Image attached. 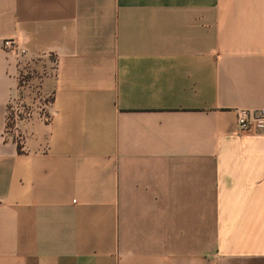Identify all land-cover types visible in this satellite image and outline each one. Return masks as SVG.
I'll use <instances>...</instances> for the list:
<instances>
[{"label":"crops","instance_id":"obj_1","mask_svg":"<svg viewBox=\"0 0 264 264\" xmlns=\"http://www.w3.org/2000/svg\"><path fill=\"white\" fill-rule=\"evenodd\" d=\"M25 62L47 102L8 132ZM242 110L264 111V0H0V264H264Z\"/></svg>","mask_w":264,"mask_h":264},{"label":"built area","instance_id":"obj_2","mask_svg":"<svg viewBox=\"0 0 264 264\" xmlns=\"http://www.w3.org/2000/svg\"><path fill=\"white\" fill-rule=\"evenodd\" d=\"M3 45L7 51L15 55L22 56L25 54V50L19 47L15 39H5ZM44 73V70L36 71L26 62L24 64L19 63L17 87L19 95L10 98L7 124L8 122H13L15 126L18 120L29 118L33 106L28 100L29 94L36 95L38 93L37 96L45 98L40 91V77ZM22 93H25L26 96H21ZM238 124L240 131H246L253 127L262 128L264 127V111H260L255 119L249 120L247 113L242 110L238 115Z\"/></svg>","mask_w":264,"mask_h":264},{"label":"rangeland","instance_id":"obj_3","mask_svg":"<svg viewBox=\"0 0 264 264\" xmlns=\"http://www.w3.org/2000/svg\"><path fill=\"white\" fill-rule=\"evenodd\" d=\"M38 93L36 95H30L29 94V102H31V104H34V106L36 105V107L40 108V110H42V106L44 104V102L46 101L45 98L37 96ZM25 100H27L26 98H24ZM8 127V132H13V127H14V123L13 122H8L7 124Z\"/></svg>","mask_w":264,"mask_h":264}]
</instances>
